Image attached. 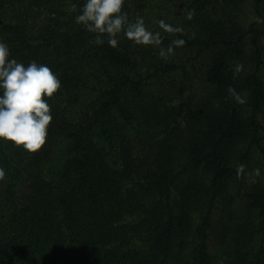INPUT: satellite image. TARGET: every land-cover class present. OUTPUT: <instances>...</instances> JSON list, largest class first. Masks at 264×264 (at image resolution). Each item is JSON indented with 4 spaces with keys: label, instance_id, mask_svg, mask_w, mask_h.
Instances as JSON below:
<instances>
[{
    "label": "trees",
    "instance_id": "16d2710c",
    "mask_svg": "<svg viewBox=\"0 0 264 264\" xmlns=\"http://www.w3.org/2000/svg\"><path fill=\"white\" fill-rule=\"evenodd\" d=\"M83 3L0 0L11 57L61 81L42 148L0 144V264H264V0H125L183 27L165 56L96 45Z\"/></svg>",
    "mask_w": 264,
    "mask_h": 264
},
{
    "label": "clouds",
    "instance_id": "9594fccd",
    "mask_svg": "<svg viewBox=\"0 0 264 264\" xmlns=\"http://www.w3.org/2000/svg\"><path fill=\"white\" fill-rule=\"evenodd\" d=\"M125 0H84L74 16V22L84 31L92 34L96 45L116 48L120 37L137 46H161L165 34L172 39L167 48H161L160 55L174 53L176 48L186 44L182 34L184 29L158 19L156 24L162 30L152 31L145 24V18L137 14L129 18L123 10ZM76 11V5H72ZM194 10L187 12V19H192ZM257 22H264L260 17ZM243 64H236L233 76L243 70ZM61 88L59 77L44 63L32 60L26 65L11 57L9 45L0 40V144L20 148L33 154L46 142L48 128L53 117L48 99ZM227 93L238 104H245L246 98L229 85ZM239 165V170L244 169ZM252 175L259 176L260 169H253ZM6 176L5 168L0 166V180Z\"/></svg>",
    "mask_w": 264,
    "mask_h": 264
},
{
    "label": "rangeland",
    "instance_id": "374dc122",
    "mask_svg": "<svg viewBox=\"0 0 264 264\" xmlns=\"http://www.w3.org/2000/svg\"><path fill=\"white\" fill-rule=\"evenodd\" d=\"M255 169L256 168H259L260 169V172H261V167H260V164H258V165H255V167H254ZM216 244L213 242V240H212V236H211V238H210V250H211V252L212 253H215V250H216Z\"/></svg>",
    "mask_w": 264,
    "mask_h": 264
}]
</instances>
